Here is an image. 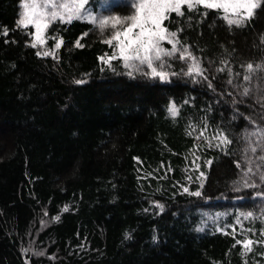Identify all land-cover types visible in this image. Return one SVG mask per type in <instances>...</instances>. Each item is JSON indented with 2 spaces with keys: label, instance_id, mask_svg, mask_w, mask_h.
Listing matches in <instances>:
<instances>
[{
  "label": "trees",
  "instance_id": "1",
  "mask_svg": "<svg viewBox=\"0 0 264 264\" xmlns=\"http://www.w3.org/2000/svg\"><path fill=\"white\" fill-rule=\"evenodd\" d=\"M20 2L0 0V264H264L261 222L245 233L234 221L264 217V3L242 28L203 7L171 14L181 44L161 80L102 63L113 29L81 19L51 23L46 47L63 43L37 56ZM182 46L201 75H185ZM195 156L204 175L186 192ZM215 211L234 226L209 221Z\"/></svg>",
  "mask_w": 264,
  "mask_h": 264
},
{
  "label": "snow or ice",
  "instance_id": "2",
  "mask_svg": "<svg viewBox=\"0 0 264 264\" xmlns=\"http://www.w3.org/2000/svg\"><path fill=\"white\" fill-rule=\"evenodd\" d=\"M87 3L88 0H73L72 4L54 3L52 0H45L43 4H38L36 0H21L20 6L24 11L20 13V18L17 19L16 24L18 27L33 25L35 27V36L30 46L33 48H36L38 44L43 46L46 43V38H42L43 33L50 27L51 22L59 20L60 22L71 23L73 18H80L87 12ZM262 3H264V0H132L131 7L134 9V14L124 18L106 17L99 21L101 28H105L109 24L113 29H116L118 25L120 26V30L115 31L110 39L104 41L113 46L116 51L111 56L107 58L100 57V59L111 66V60L117 59L118 55L123 60L124 67L129 69V75H132L133 71H142L141 66L146 65L147 69H150V72L145 73L146 75L166 80L169 74L162 70L164 68L162 57L172 56L178 51L177 46L181 44L177 35L178 31L182 29L170 31L164 23L171 20V14L174 13L177 17H184V8H187L189 13H195L198 12L200 7H203L205 11L199 13L200 15L206 17L208 10H215L221 13L219 18L223 19L229 28L233 26L242 28L255 16L256 9L260 8ZM65 9L67 13L63 11ZM66 15L67 19H65ZM188 19H191V17H188ZM93 20L95 21V18ZM7 34L8 31L5 29L3 35ZM261 39L264 41V37ZM165 40L172 45L171 50L161 47V42ZM113 41L116 43L113 44ZM62 43V40L56 39L54 49L37 51L36 55L53 56L55 58V50L59 49ZM76 47H83L79 40L76 42ZM179 59H190L193 61L188 66V71L185 75H192L193 73L196 75L202 74L198 61H196V58L188 47L182 46ZM154 61H160L159 70L157 66H154ZM246 68L248 72H252L254 68H261V66H254L249 63ZM249 79V75L244 76V80ZM83 82L76 81L78 84ZM231 82L229 80V83ZM244 94H248L247 88L244 89ZM169 112L173 117L177 115L175 105H170ZM219 140L221 144L231 143L222 133L219 136ZM251 150L255 152L256 148H252ZM197 159L199 158L197 157ZM259 159L264 160V156L259 157ZM206 163L211 164V161H207ZM237 167H239V164ZM198 168L199 165H197ZM250 172H252V169L248 168L245 175H248ZM203 175L201 173V176ZM260 179L264 181V176H261ZM245 186L255 187L256 185L245 182ZM192 195L199 196L200 193L195 192ZM67 210V207L63 209V211ZM45 214L47 215V213ZM252 215L251 212L245 214V219H248ZM53 219L59 220V216H55ZM261 235L264 236V232ZM253 243L250 239L243 241L236 240V245H242L245 253L252 251L251 246Z\"/></svg>",
  "mask_w": 264,
  "mask_h": 264
},
{
  "label": "rangeland",
  "instance_id": "3",
  "mask_svg": "<svg viewBox=\"0 0 264 264\" xmlns=\"http://www.w3.org/2000/svg\"><path fill=\"white\" fill-rule=\"evenodd\" d=\"M44 2H45V0H36V3H38V4H43ZM52 2H54V3L72 4L73 0H52ZM121 2H127V3L131 4L132 0H88V3L86 5L87 12L83 16H81L80 18H73V19H81V20L89 21L91 23L99 25V21L101 19H103V18H106V17H120V18H124V17H127V16H130V15L134 14V9L133 8L128 13V15H126V16H120V14H117V13L115 14V13H112L110 11L112 5H114L115 3H121ZM20 4H21V2H20ZM22 11H24V9L21 8V12ZM63 11L65 13H67L66 9L63 10ZM93 18H95V21L93 20ZM65 19H67V15L65 16ZM57 21H59V20H57ZM51 23H53V22H51ZM28 26H31L32 29H33V32H32V40H33L34 36H35V27L33 25H28ZM107 27L111 28L110 24ZM111 29H113V28H111ZM118 30H120V26L119 25L117 26L116 29H113L111 36L113 35V33L115 31H118ZM110 37L108 39H110ZM42 38H46L47 39L46 30L43 33V37ZM115 43L116 42L113 41V44H115ZM54 45L51 48H48V47H46V43L43 46L38 44L36 48L39 51L52 50V49H54ZM111 47H112V52L110 54H105V55H103L101 57L107 58L108 56H111L114 51H116L113 48V46H111ZM161 47H163L165 49H168V50H171L172 45L169 44L165 40V41L161 42ZM177 48H178V46H177ZM117 58H119L118 55H117ZM101 62L104 63L102 60H101ZM121 63L124 66L123 60H121ZM136 63H138V62H136ZM104 64L105 65H109V64H106V63H104ZM144 66H146V65H144ZM148 72H150V69H148ZM197 165H199L198 169H197ZM200 165L201 164H200L199 160L195 156L191 160V163L189 164V170H188L189 172L187 173V176H186V179H185L186 180V184L184 186H182L183 191H185V189H187L186 192H190V186L191 185H193L197 181H199V182L202 181L203 176H201V173H203V171L201 170ZM228 215H229L228 212H221L220 211V213H219L218 211H215V212H212L211 215H209L208 220L211 221V222L215 221V223L217 225H219L220 227H231L232 228L234 225L232 223H229ZM253 220H259L261 222V225H263V227H264V217H258V216L252 215L248 219H245V214L243 215L241 213H237L234 216V221H235L236 226H238V227H237V229L236 228H234V229L238 230V228H240V230H238V231L247 233L249 227L245 223L249 222V221H253ZM243 228H245V229H243ZM262 232H264V228H262L261 233ZM246 239H249V238H246ZM262 243L264 244V236L262 238Z\"/></svg>",
  "mask_w": 264,
  "mask_h": 264
}]
</instances>
